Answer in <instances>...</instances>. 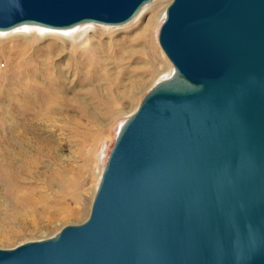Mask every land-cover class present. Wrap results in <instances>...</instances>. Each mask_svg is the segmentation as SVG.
I'll return each instance as SVG.
<instances>
[{
  "label": "water",
  "instance_id": "95a60500",
  "mask_svg": "<svg viewBox=\"0 0 264 264\" xmlns=\"http://www.w3.org/2000/svg\"><path fill=\"white\" fill-rule=\"evenodd\" d=\"M153 0H0V30L123 24ZM173 74L122 123L90 212L0 264H264V0H171Z\"/></svg>",
  "mask_w": 264,
  "mask_h": 264
},
{
  "label": "rangeland",
  "instance_id": "374dc122",
  "mask_svg": "<svg viewBox=\"0 0 264 264\" xmlns=\"http://www.w3.org/2000/svg\"><path fill=\"white\" fill-rule=\"evenodd\" d=\"M170 1H151L134 23H85L92 24L93 36L128 49L145 41L161 72L165 64L172 67L158 43ZM151 14L156 15L154 46L164 65L153 53L151 36L143 37ZM44 27L22 25L0 32V248L51 237L64 225L87 218L119 126L159 81L156 73L147 72L145 83L125 97L123 87L110 88L69 63L71 54L77 58L81 52L75 43L84 41L66 40L77 31ZM87 47L80 53L83 59ZM45 55L51 56L54 70L44 74ZM48 83L56 90L49 98Z\"/></svg>",
  "mask_w": 264,
  "mask_h": 264
},
{
  "label": "bare ground",
  "instance_id": "6f19581e",
  "mask_svg": "<svg viewBox=\"0 0 264 264\" xmlns=\"http://www.w3.org/2000/svg\"><path fill=\"white\" fill-rule=\"evenodd\" d=\"M148 5L149 4H146L139 10V12L135 15L131 23H134L140 19V17L145 13ZM161 16L159 18H161ZM155 17L156 15L154 14L150 15V18L147 22V33L143 37L149 38L151 36L150 46L153 48V53L155 52V54L159 56V60H161L160 62L163 63L164 65L165 63L162 60L158 49L154 46V36H153L152 30L155 27V22H154ZM22 25H30V26H38V27L40 26L36 24H22ZM22 25H19V26H22ZM19 26H16V27H19ZM16 27L12 29H15ZM91 27H92V24L81 23V24H77V25H74L68 28H51V27H44V28H50L51 30H66L69 32L77 31V33L75 32L74 34L73 33L69 34V37L66 38V40L67 39L76 40L78 38H84V41L81 42L80 45H79L80 43L79 41L75 43L76 47L80 46L81 52L78 51L79 55L77 58H74L75 56L73 57L72 56L73 54H71L70 57L68 58L69 63L72 66L75 65L79 71L86 69V71L91 76L90 78H94V80H97V81H103L110 88L111 87H114V88L123 87V89L121 90V94H123L125 97L126 96L129 97V94H130L129 92L132 91L134 87H139L145 83V80H146L145 75L147 72H149V74L156 73V78L159 81L168 79L173 74V67L168 68L167 64H165V68L163 71L159 72L158 70H156L157 62H155L156 60L154 59L151 51L148 50V45L146 46L145 41L142 43H139L140 44L139 48L128 49L124 46V44L121 45V43H116L112 41L105 42L102 40V38L93 36V33H90L92 31ZM12 29H9V30H12ZM9 30H0V32L9 31ZM52 36H55L60 39H65V37H62L57 34H52ZM53 44L54 42L50 43L47 46V48L51 47ZM115 46H119V49H115ZM142 46H145V47L142 48ZM85 47H87V57H86L87 59H83L80 54L83 52L82 50ZM61 48L65 50L66 44L62 43V47H60V49ZM105 50L107 51L105 52ZM116 54L118 55L115 56ZM50 59H51V56L45 55L44 67L41 68V73L45 74V72H49V70H54V67L50 65ZM90 62H91V65L88 64ZM32 78H34L33 75L30 77V79ZM123 79H126V81L123 82L122 81ZM56 84L58 83L56 82ZM53 87H54V84H49V83L47 84L45 97H48L49 93H52L55 90V88Z\"/></svg>",
  "mask_w": 264,
  "mask_h": 264
}]
</instances>
